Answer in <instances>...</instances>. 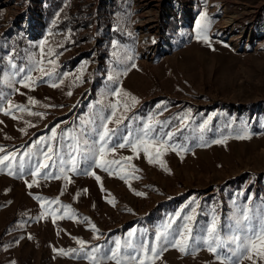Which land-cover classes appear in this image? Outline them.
Masks as SVG:
<instances>
[{
  "label": "rangeland",
  "instance_id": "1",
  "mask_svg": "<svg viewBox=\"0 0 264 264\" xmlns=\"http://www.w3.org/2000/svg\"><path fill=\"white\" fill-rule=\"evenodd\" d=\"M201 11L211 21L207 34L212 47L195 38ZM41 59L46 70L55 68L57 87L35 70L34 60ZM20 68L25 71L9 86L8 78ZM125 68L126 75L108 80L110 73ZM29 70L34 79L40 78L32 89L18 83ZM116 86L138 102L125 113L121 125L109 124L119 127L114 141L120 142L130 123L135 133L151 113L162 122L157 134L173 131L171 143L186 145L187 150L178 155L169 149L162 157L170 169L165 172L158 164H149L142 151L134 156L129 148H118L108 158L132 156L139 178L129 177L125 183L92 167L103 190L82 171L69 173L71 183L40 178L32 188L25 184L31 181L27 166L23 178L0 171V264H89L82 255H60L53 248L77 249L74 238H79L89 249L102 245L107 251L115 237L123 239L131 229H136V239L145 229L143 238L151 240L163 221L177 211L187 214L193 206L194 229L200 234L213 213L219 218L221 235L231 234L237 209L246 204L253 224L259 225L256 216L264 214V0H0V94L4 97L0 107L7 108L11 99L15 105L43 113L41 117L16 109L12 115L0 112V147L5 153L20 155L56 128L51 143L66 155L68 140L62 142L59 134L80 129L82 119L94 110L103 108L109 114L106 105L115 98L107 95V89ZM29 97L38 103H29ZM189 109L190 118L181 126L178 117ZM209 116L201 141L199 124ZM26 121L32 126L26 127ZM245 132L248 138H236ZM86 135L97 139L91 131ZM223 137H227L224 143H212ZM37 159L33 156L32 162ZM53 159L59 165V159ZM86 167L82 163L81 169ZM36 195L59 197L81 219L65 217L55 223L51 216L38 219L41 208ZM108 199H114V205ZM84 217L96 225V239ZM182 222V216L177 218V224ZM219 251L231 255L227 247ZM154 264L220 261L201 244L194 255L168 248ZM239 264L252 261L245 257ZM256 264H264V259L256 258Z\"/></svg>",
  "mask_w": 264,
  "mask_h": 264
},
{
  "label": "snow or ice",
  "instance_id": "2",
  "mask_svg": "<svg viewBox=\"0 0 264 264\" xmlns=\"http://www.w3.org/2000/svg\"><path fill=\"white\" fill-rule=\"evenodd\" d=\"M210 19L206 13L201 11L199 18L195 21V38L197 40H203L209 47H212L210 37L207 32L210 26ZM115 45V42H113ZM44 40L40 41L41 53L43 54ZM51 48H49V54H51ZM132 57L128 56V60ZM44 63L43 59L34 60L35 70L42 73L43 76L49 77L50 86L55 88L58 86L57 78L52 76V72L55 68L46 70L41 65ZM51 64H55V61H49ZM15 67V65H13ZM131 67L135 68L133 63ZM23 68L19 69L14 76L8 78V84L11 86L17 82L16 76L23 73ZM128 69L125 68L123 72H117L115 75L109 74L108 80L115 81L119 79L121 74L126 75ZM64 76H68L69 73L65 72ZM39 77L33 78L32 70H29L28 75L18 80V83L29 89H32ZM79 79V77H77ZM59 80V83H62ZM14 91H17L14 89ZM71 95V91L68 92ZM107 95L114 97L115 99L109 102L106 107L110 109L109 114H105L103 108L99 111L94 110L91 116L81 121L80 129H68L63 133H60V139L63 142L68 140L67 154H63L58 151L51 141H54L57 137L56 128L52 129V135L48 137H41L40 140L35 141L34 144L26 149L22 154L18 155L17 151H9L5 153L3 147H0V171L6 172L9 176H16L19 174L23 178L26 166L31 175V181L25 180V184L28 188H32L38 184L40 178L50 179L57 178L63 179L67 183H71L69 173L80 174L81 171L85 175L92 176L96 179L97 183L101 184V177L91 170L92 167H98L102 171L106 172L109 176H118L125 183H128L129 177L138 179L134 173L139 171L131 164L132 156H121L119 160L110 159L109 154L115 153L118 148H129L133 155L143 152L147 162L149 164H158L165 172H169L165 161L162 159L163 155L169 150L176 151L177 154H181L187 150L186 145H175L171 143L174 136L173 131L167 133L157 134V126L162 122L155 119L153 114H149L146 120H143L142 127H137L135 133L132 130L131 123L128 125V131L126 135L120 138V142L117 143L113 140V137L119 131V127H109L110 123H114L119 126L126 119L125 113L131 110V107L135 106L138 102L135 96H131L127 91H124L120 86H116L114 89H107ZM0 98H4L0 94ZM29 103L36 105L38 102L32 98H28ZM101 103L102 101H97ZM7 108L0 107V112L12 115V109H16L19 112H28L29 115H36L43 117V113L32 112L30 109L25 108L22 105L13 104L11 99H7ZM93 108V105H89ZM159 107V105H158ZM120 113L117 116V113ZM191 110L178 119L181 126H184L190 118ZM99 118V124L97 125L96 119ZM13 118H17L13 116ZM212 117L209 116L202 123L199 124V131L201 133V141H203V133L208 130V125ZM26 127L32 126L29 122H25ZM23 133L25 128H21ZM91 131L95 134L97 139L89 140L87 133ZM236 138H248L247 133L243 136H237ZM227 137H223L218 140H213L212 143H224ZM47 142V143H45ZM203 146V145H202ZM42 147H46L47 151H43ZM36 156L38 159L33 163L32 157ZM53 157L59 159V165L56 164ZM87 164L88 167L81 169V165ZM58 168L57 172H49L48 169ZM86 191V190H85ZM63 194V193H61ZM135 195L143 197L145 193L135 192ZM79 196V192L73 199ZM39 202L41 212L38 219H44L48 216L52 217L53 223L57 219H63L65 217L76 221L81 219L71 209L69 205L62 204L59 197L55 199H47L43 196L36 195L34 197ZM251 201L252 197H248ZM109 204L115 203L114 199H108ZM194 205H198V201H193ZM56 206L53 208V206ZM62 211V214H61ZM196 207L193 206L191 212L183 214L182 211H177L175 215L170 216L167 220L163 221L155 229L154 238L149 240L143 238L146 232L145 229H140L141 237L136 239V229H131L127 236L123 239L120 237L114 238V245L110 246L105 251L104 246L94 245L91 249L88 248V243L79 238H74L76 244L79 245L77 249H55L53 251L60 255H69L70 253L82 255L84 259L89 261V264H105V261H112L114 264H154V261L160 258L162 253L168 248H175L181 254H195L200 250L201 244L206 250L214 255V258L220 261V264H239V261L247 257L252 261V264H256V258L264 259V214H257L256 219L259 220V225L253 224V214L249 205H243L237 209L234 217L235 230L225 236H222L218 227L219 218L213 213L211 221L208 223L206 230L203 234L195 232L194 221ZM182 223L177 224V218L181 217ZM87 223L88 227L93 233V238H97L98 229L95 224L84 217L82 218ZM175 225V226H174ZM31 239V236H29ZM19 243V241H16ZM227 247L228 252L231 255L221 254L219 251L222 248ZM12 264H15L13 261Z\"/></svg>",
  "mask_w": 264,
  "mask_h": 264
},
{
  "label": "bare ground",
  "instance_id": "3",
  "mask_svg": "<svg viewBox=\"0 0 264 264\" xmlns=\"http://www.w3.org/2000/svg\"><path fill=\"white\" fill-rule=\"evenodd\" d=\"M150 22V21H149Z\"/></svg>",
  "mask_w": 264,
  "mask_h": 264
}]
</instances>
